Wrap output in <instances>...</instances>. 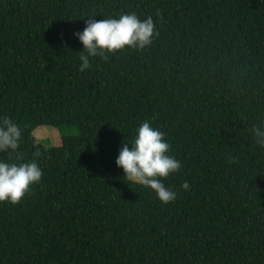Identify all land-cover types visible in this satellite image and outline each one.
Segmentation results:
<instances>
[{
	"label": "trees",
	"instance_id": "obj_1",
	"mask_svg": "<svg viewBox=\"0 0 264 264\" xmlns=\"http://www.w3.org/2000/svg\"><path fill=\"white\" fill-rule=\"evenodd\" d=\"M128 12L152 17L151 44L80 72L73 34ZM3 115L43 175L0 202V264H264V0H0ZM144 120L182 162L167 204L115 164Z\"/></svg>",
	"mask_w": 264,
	"mask_h": 264
},
{
	"label": "clouds",
	"instance_id": "obj_2",
	"mask_svg": "<svg viewBox=\"0 0 264 264\" xmlns=\"http://www.w3.org/2000/svg\"><path fill=\"white\" fill-rule=\"evenodd\" d=\"M154 32L152 17L141 20L135 12L118 14V18L87 19L84 30L73 34L83 45L79 71L85 72L92 66L90 58L99 56L103 59L106 54L126 46L144 48L150 45ZM252 131L256 144L264 148V128L254 126ZM165 135L150 120L142 121L132 140L120 148L115 164L129 181L150 188L162 203L167 204L176 200L177 192L166 187L160 178L180 171L182 162L172 154ZM23 138L21 124L8 115L0 116V154H6L0 157V202L18 203L42 178L43 170L37 161L26 160L23 152L17 151ZM181 187L188 190L189 183L184 182Z\"/></svg>",
	"mask_w": 264,
	"mask_h": 264
},
{
	"label": "rangeland",
	"instance_id": "obj_3",
	"mask_svg": "<svg viewBox=\"0 0 264 264\" xmlns=\"http://www.w3.org/2000/svg\"><path fill=\"white\" fill-rule=\"evenodd\" d=\"M78 128L76 126H65L62 128V133L67 135H78ZM37 140L46 146H59L61 145V131L58 128L51 126H40L34 132Z\"/></svg>",
	"mask_w": 264,
	"mask_h": 264
}]
</instances>
